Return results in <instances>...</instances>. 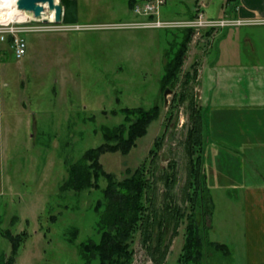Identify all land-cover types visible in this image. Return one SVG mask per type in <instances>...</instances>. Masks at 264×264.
<instances>
[{
    "label": "rangeland",
    "instance_id": "374dc122",
    "mask_svg": "<svg viewBox=\"0 0 264 264\" xmlns=\"http://www.w3.org/2000/svg\"><path fill=\"white\" fill-rule=\"evenodd\" d=\"M82 1L88 3V7L81 5L83 12L93 13V17L86 19L90 24L143 18L128 7L124 12L125 0ZM104 1L111 6L108 15L101 6ZM191 1L167 0L161 7V18L187 19ZM224 2L208 0L205 14L215 17ZM238 28L217 29L218 36L210 49V42L200 40L204 35L192 41L178 80L174 86L166 88L167 93L166 89H160L167 58L165 52L182 38V28H89L25 33V54L16 58L9 50L3 57L8 83L4 89L7 98L4 110L9 130L4 135L0 191V257L11 251L9 240L2 235L8 228L14 234L27 232L15 264H84L78 244L89 237L99 238L97 214L93 208L96 200L102 197L106 181L100 180L99 189L79 192L61 191L60 184L67 176V163L76 161L85 150L100 144L104 126L122 121L123 116L112 114L111 110L123 106L157 104L160 114L128 154L102 153L99 160L103 168L121 179L144 162L151 184L147 192L151 197L148 205L158 211L170 205L187 212L191 165L186 139L193 121V107H200L198 69L206 63L198 50L203 49V53L209 50L208 72L227 66L228 62H242L230 61L224 55L219 61L215 60L217 53L226 51V35L241 31ZM238 48H241L239 44ZM194 69L195 78L185 82L186 71ZM225 77L218 78L216 84L205 77L207 90L201 103L207 127L201 165L213 201L209 218L212 229L208 228L207 236L227 243L235 255L240 254L243 239L240 194L238 189L216 181L213 170L228 164L226 143L219 140V135L225 134V122L221 119L216 122L215 115L224 113V108L210 107L227 100L225 97L230 93L226 87L231 88ZM210 84L218 85L217 90L215 87L210 92ZM182 93L186 97L179 100ZM159 136L161 143L156 146L154 143ZM151 149L155 152H150ZM197 154L195 152L194 157ZM170 171H174L175 182L168 189L165 182ZM14 215L17 218L12 222ZM181 221L177 234L173 233L172 224L167 223L169 246L162 264H178L185 217ZM130 247L133 250L130 264H155L147 246L143 245L141 230L133 234ZM92 264H97V260Z\"/></svg>",
    "mask_w": 264,
    "mask_h": 264
},
{
    "label": "trees",
    "instance_id": "16d2710c",
    "mask_svg": "<svg viewBox=\"0 0 264 264\" xmlns=\"http://www.w3.org/2000/svg\"><path fill=\"white\" fill-rule=\"evenodd\" d=\"M131 2L132 8L134 1ZM183 30L182 38L172 43L165 52L167 58L160 78L162 91L174 86L182 70L193 35V29ZM209 32L211 31H205V33ZM195 76L196 69L192 72L186 71L185 82H189ZM185 97L186 95L182 93L179 100H184ZM193 109V121L186 139L191 165L190 191L186 198L189 204L187 212L174 209L170 205L158 211L157 208L148 205L151 197L147 192L151 184L146 176L144 162L119 179L114 173L107 172L99 160L104 152L119 151L128 154L136 146L137 139L143 137L149 125L159 117L160 107L157 104L150 107L123 106L112 109V114L120 113L123 116L122 121L113 126H104L103 141L85 150L76 161L67 163V176L60 184L61 191L79 192L91 188L99 189L100 180L103 178L106 181V185L101 190L102 197L96 200L93 208L97 214L96 231L99 238L96 240L89 237L78 244L79 255L84 260V264H92L94 260H97V264H130L133 259L130 240L138 230H141L143 245L147 246L154 263L162 264L169 246L165 230L167 223L172 224L173 233L177 234L176 230L184 217L186 219L184 239L181 252L177 256L178 264H212L220 259L226 261L231 258V250L226 243L210 240L207 236L209 218L213 211L211 193L204 181L205 173L201 165L207 124L202 108L193 107ZM161 139L162 137L159 136L154 144L159 146ZM150 152L155 150L151 149ZM195 152L198 154L194 157ZM174 182V171H170L165 182L168 189ZM16 218L17 216L14 215L12 222ZM2 235L9 240L11 251L8 255L3 254L0 257V264H15L17 251L23 239L27 237V232L23 230L14 234L7 228ZM73 238L70 240L72 241Z\"/></svg>",
    "mask_w": 264,
    "mask_h": 264
},
{
    "label": "crops",
    "instance_id": "0c3cea01",
    "mask_svg": "<svg viewBox=\"0 0 264 264\" xmlns=\"http://www.w3.org/2000/svg\"><path fill=\"white\" fill-rule=\"evenodd\" d=\"M56 1L62 8L60 21L62 25L89 23L86 19L93 17L90 10L83 12V8L81 9L82 4L88 7L86 1ZM125 1L127 5L124 4L122 10L125 12L128 7L131 11V1L135 0ZM200 2L205 4L204 8L207 7L208 0H192L190 10L187 11L190 15L188 18L194 15L195 8ZM101 6L104 8L105 15L111 13V6L108 2L104 1ZM221 16L264 18V0H225L215 17ZM237 27L241 31H233L226 35V51L217 53L215 60L219 61L224 55L230 61L242 62L236 64L228 62L227 66L216 67L208 72L209 50L204 53L203 49L198 50V54L206 61L198 69L200 107L203 108L201 101L205 96V89L207 90L205 77L208 76L209 80H213L216 84L218 78L226 76L227 85L231 88L226 87L230 94L227 93L225 97L227 100L223 102L224 104L210 105L211 109L224 108V113L217 112L215 115H217L216 122L219 119L225 122V134L221 133L219 140L226 143L225 154L228 161L226 167L221 166L213 170L216 174V181L238 189L242 205L243 239L240 254L233 255L229 247L231 258L226 261L220 259L212 264H264V24ZM216 31L192 35L191 42H196V39L204 35L200 40L210 42L208 44L210 49L218 36ZM238 44L241 48H238ZM9 50L14 54L8 41H0V191L3 181L4 135L9 130L4 110L7 105L4 89L8 83H6L7 70L3 65V57ZM203 78L204 85H202ZM215 84L209 85V87L212 86V88L208 87L210 92L215 87L217 90L218 85ZM209 228L212 229L211 221Z\"/></svg>",
    "mask_w": 264,
    "mask_h": 264
},
{
    "label": "built area",
    "instance_id": "2783aa9c",
    "mask_svg": "<svg viewBox=\"0 0 264 264\" xmlns=\"http://www.w3.org/2000/svg\"><path fill=\"white\" fill-rule=\"evenodd\" d=\"M167 0H135L132 11L143 18L139 20L111 22V23H79L70 25L56 24L53 15L48 16L49 23L33 17L29 13H24L23 17L15 15L2 17L0 11V41H9L16 58L22 57L26 52L24 34L36 32L37 30H71L89 28H191L195 35L202 30H217L221 28H231L237 26H248L254 24H264V18L258 17H235L221 16L210 17L205 14L203 2L198 3L192 17L183 20L162 19L160 16L161 7ZM1 9V7H0ZM39 21V23H37ZM36 22V23H35Z\"/></svg>",
    "mask_w": 264,
    "mask_h": 264
},
{
    "label": "water",
    "instance_id": "95a60500",
    "mask_svg": "<svg viewBox=\"0 0 264 264\" xmlns=\"http://www.w3.org/2000/svg\"><path fill=\"white\" fill-rule=\"evenodd\" d=\"M16 7L19 10L31 12L34 17L42 18L44 22L48 21L46 17H43L46 12H53L54 21L57 23L61 21L62 8L56 0H17ZM167 92L166 89L165 93Z\"/></svg>",
    "mask_w": 264,
    "mask_h": 264
},
{
    "label": "bare ground",
    "instance_id": "6f19581e",
    "mask_svg": "<svg viewBox=\"0 0 264 264\" xmlns=\"http://www.w3.org/2000/svg\"><path fill=\"white\" fill-rule=\"evenodd\" d=\"M16 1L17 0H0V11L2 17L15 15L17 17H23L24 13L27 11L19 10L16 7ZM51 12L48 13V16H50Z\"/></svg>",
    "mask_w": 264,
    "mask_h": 264
}]
</instances>
